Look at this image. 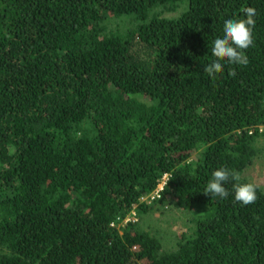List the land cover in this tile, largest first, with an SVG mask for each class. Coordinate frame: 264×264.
<instances>
[{
  "label": "trees",
  "instance_id": "1",
  "mask_svg": "<svg viewBox=\"0 0 264 264\" xmlns=\"http://www.w3.org/2000/svg\"><path fill=\"white\" fill-rule=\"evenodd\" d=\"M249 6V63L212 79ZM260 124L264 0H0V264H264L262 187L204 193L221 167L252 182Z\"/></svg>",
  "mask_w": 264,
  "mask_h": 264
},
{
  "label": "clouds",
  "instance_id": "2",
  "mask_svg": "<svg viewBox=\"0 0 264 264\" xmlns=\"http://www.w3.org/2000/svg\"><path fill=\"white\" fill-rule=\"evenodd\" d=\"M243 18L227 19L223 25V36L213 41L212 56L215 59L204 67V71L209 77L215 79L217 74L224 72L222 61L231 65L246 66L249 63L246 49L254 43L253 29L255 25L256 9L246 7L242 9ZM229 75L234 76L235 70L229 71ZM10 155H15L16 148L14 145L8 146ZM233 183L234 200L242 206L254 203L257 199V189L259 185L252 182H240L241 174L239 171L221 167L212 172V178L208 181L204 193L221 199L227 198L228 189L225 185L229 181Z\"/></svg>",
  "mask_w": 264,
  "mask_h": 264
},
{
  "label": "rangeland",
  "instance_id": "3",
  "mask_svg": "<svg viewBox=\"0 0 264 264\" xmlns=\"http://www.w3.org/2000/svg\"><path fill=\"white\" fill-rule=\"evenodd\" d=\"M260 144L262 146L260 156L257 157L254 164L247 170L246 177L256 183L259 184L262 189L264 190V140L262 139L260 141ZM178 213H174L172 208H166L165 209V215L162 216V220L165 219L167 222H173L174 220H177V224L173 226L172 229L175 231H179L181 227L183 226V222L185 219L182 217L181 219H178L176 216ZM138 221V218H137ZM123 224V223H122Z\"/></svg>",
  "mask_w": 264,
  "mask_h": 264
},
{
  "label": "built area",
  "instance_id": "4",
  "mask_svg": "<svg viewBox=\"0 0 264 264\" xmlns=\"http://www.w3.org/2000/svg\"><path fill=\"white\" fill-rule=\"evenodd\" d=\"M258 127H259V129H258L259 132L262 133L264 131V125L260 124V125H258ZM167 177H168L167 174H164L162 176L160 182L157 184V187L152 192L148 193L145 196H142L140 199L142 201H148L149 202V201L157 198L159 196V193L162 191L163 186L166 183ZM129 221H131V222L137 221V217L135 216L134 211H132L129 215H127L126 218L122 221V223H126ZM111 225H113V223Z\"/></svg>",
  "mask_w": 264,
  "mask_h": 264
}]
</instances>
